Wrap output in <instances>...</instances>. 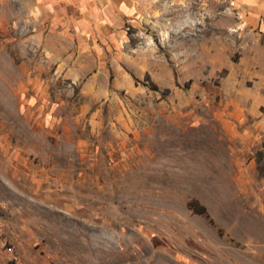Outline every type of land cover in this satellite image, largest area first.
Listing matches in <instances>:
<instances>
[{
    "label": "rangeland",
    "instance_id": "1",
    "mask_svg": "<svg viewBox=\"0 0 264 264\" xmlns=\"http://www.w3.org/2000/svg\"><path fill=\"white\" fill-rule=\"evenodd\" d=\"M55 6L0 0V264H264V18Z\"/></svg>",
    "mask_w": 264,
    "mask_h": 264
},
{
    "label": "crops",
    "instance_id": "2",
    "mask_svg": "<svg viewBox=\"0 0 264 264\" xmlns=\"http://www.w3.org/2000/svg\"><path fill=\"white\" fill-rule=\"evenodd\" d=\"M142 0H49L77 17L86 27L105 34H113L125 28L136 15ZM255 21L264 18V0H225ZM259 98V97H258Z\"/></svg>",
    "mask_w": 264,
    "mask_h": 264
},
{
    "label": "trees",
    "instance_id": "3",
    "mask_svg": "<svg viewBox=\"0 0 264 264\" xmlns=\"http://www.w3.org/2000/svg\"><path fill=\"white\" fill-rule=\"evenodd\" d=\"M187 206L194 213L200 214V215L204 216L205 218L209 217L207 212H206L205 207L200 205L197 201L192 200V201L188 202Z\"/></svg>",
    "mask_w": 264,
    "mask_h": 264
}]
</instances>
